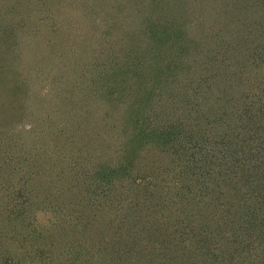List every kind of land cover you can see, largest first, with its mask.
<instances>
[{"label":"trees","instance_id":"1","mask_svg":"<svg viewBox=\"0 0 264 264\" xmlns=\"http://www.w3.org/2000/svg\"><path fill=\"white\" fill-rule=\"evenodd\" d=\"M191 257L264 264V0H0V264Z\"/></svg>","mask_w":264,"mask_h":264},{"label":"rangeland","instance_id":"2","mask_svg":"<svg viewBox=\"0 0 264 264\" xmlns=\"http://www.w3.org/2000/svg\"><path fill=\"white\" fill-rule=\"evenodd\" d=\"M33 11L38 15V13L41 11V8H35V9H33ZM42 11H44V9L42 10ZM41 11V12H42ZM54 12V9H52V13ZM45 13V12H44ZM100 13V11L98 10V14ZM85 23H87V22H85ZM27 30H31V28H34V27H43L44 28V30H42V31H44L45 32V30L47 31V32H50L51 33V35H52V37H59V34H60V36L62 37L63 35H64V32H63V30L62 29H58V31H59V33L58 32H52V30L54 29L53 28V26H47L46 25V22L44 21V19L43 20H40V22H39V19H38V17H36V16H32L31 18H29L28 19V21L26 22V24H24L23 25ZM46 33V32H45ZM46 35H48V34H46ZM42 36V35H41ZM51 40V39H50ZM51 42H53V38H52V40H51ZM58 41H56V43H57ZM50 43V42H49ZM55 45V44H54ZM21 46H23V47H27V50H30L31 48H30V46L29 45H27V43H21ZM59 51H61V53H64L65 52V49L63 50V48L62 49H60ZM25 58V56L23 57L22 56V60L18 57V58H16L15 59V61H14V63L16 64V66L18 67L17 68V70H18V73H20L21 74V77L23 78V79H26V80H34V82H38V83H41V84H44V76L40 73V70L42 69L41 68V66H36V67H34L33 66V64L35 63V61H33L32 59H30L31 61H33V63L32 64H30V62H28V60H29V57L27 58V59H24ZM19 60H21V61H19ZM43 78V79H42ZM37 83V84H38ZM40 132V131H39ZM36 138V135H35V133L33 132L32 134L30 133V136H29V138ZM33 185V187H35L36 186V189H35V192L33 193V194H31V196L34 198V199H40V197H43L44 196V193H45V191H44V185L43 184H39V183H37V185H34V184H32ZM79 199V198H78ZM62 215V213H59L58 215H54V216H58V217H60ZM208 254V253H207ZM208 257V256H207ZM204 258L203 257H201V258H198L197 259V261H195V259L193 258V257H191L190 259L188 258L187 259V261H191L190 263L191 264H205L204 263Z\"/></svg>","mask_w":264,"mask_h":264}]
</instances>
